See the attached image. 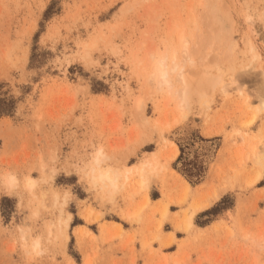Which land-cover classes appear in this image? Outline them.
<instances>
[{
	"label": "rangeland",
	"instance_id": "1",
	"mask_svg": "<svg viewBox=\"0 0 264 264\" xmlns=\"http://www.w3.org/2000/svg\"><path fill=\"white\" fill-rule=\"evenodd\" d=\"M263 80L264 0H0V264H83L78 226L93 264L126 207L150 264H264Z\"/></svg>",
	"mask_w": 264,
	"mask_h": 264
},
{
	"label": "crops",
	"instance_id": "2",
	"mask_svg": "<svg viewBox=\"0 0 264 264\" xmlns=\"http://www.w3.org/2000/svg\"><path fill=\"white\" fill-rule=\"evenodd\" d=\"M121 214L126 215V218H123ZM119 215L121 216V218H123V220L128 222L127 228L122 227L120 229H117V227H108L107 229H110L111 232L120 230L119 236L116 235L115 237L114 235L111 236L108 231V234L105 233L106 237L111 236L112 238L111 242H109L110 244L108 245H113L116 243L117 249H115L114 245L109 246V250L105 252V258L93 259V264H150L149 257L146 253V244L151 239H153V237L147 232V230L149 229L148 224L143 221L138 222V218L136 215H134V211H132L128 207L122 209ZM84 219L86 221H90L88 215L84 216ZM82 227L83 226L77 227L78 234L76 235V244L79 250L82 252L83 264H85L84 262L86 260H88L89 264H92L89 259V257L91 256L86 249V246L81 242V237L78 238L79 232H81ZM113 251H119V253L113 254Z\"/></svg>",
	"mask_w": 264,
	"mask_h": 264
},
{
	"label": "clouds",
	"instance_id": "3",
	"mask_svg": "<svg viewBox=\"0 0 264 264\" xmlns=\"http://www.w3.org/2000/svg\"><path fill=\"white\" fill-rule=\"evenodd\" d=\"M179 71L180 69L178 66L173 65L172 67H169L166 60H160L157 62L155 68L156 74H158L160 80L164 83L168 81L170 73H176ZM104 159L105 157L103 156L102 150L93 152V167L89 170L86 165L84 167V173L89 181L90 187L96 189L101 195L105 196L106 199L110 200L112 190L117 186L120 174L111 168H105L103 166L104 164L101 163ZM20 239L21 241L25 240V236L22 235ZM32 250H36L35 246H33Z\"/></svg>",
	"mask_w": 264,
	"mask_h": 264
},
{
	"label": "bare ground",
	"instance_id": "4",
	"mask_svg": "<svg viewBox=\"0 0 264 264\" xmlns=\"http://www.w3.org/2000/svg\"><path fill=\"white\" fill-rule=\"evenodd\" d=\"M209 1H211V0H209ZM207 2H208V0H207ZM205 3H206V1H205ZM209 3H207V5H208ZM197 72V71H196ZM199 72V71H198ZM197 72V73H198ZM183 73V72H182ZM187 72H185V75L183 74V77H184V79H183V77L181 78V80H179V81H182V82H184L185 84L184 85H186V86H182V87H184V89H182V95L184 94V96H183V98L184 99H186V98H188V95L190 94L189 92H191V93H193V90H194V92H196V91H199V90H201V88H203L204 86V88L203 89H205L206 88V86L208 87V84H211L212 85V83L210 82V80L209 79H207L206 78V75L204 74V73H201V74H199L198 75V78L197 77H195L197 74L195 73V72H192V74H194L195 73V75H194V77H195V79L197 78V81L195 82V83H197V84H194V87H192L191 86V84H193V82L195 81V79L194 80H192V78H190V77H192V74H190L191 72H189L188 74H190V76H188V74H186ZM200 73V72H199ZM178 74H180L181 75V73H178ZM157 76H158V74H156ZM179 76V75H178ZM187 76V77H186ZM190 78L191 80L190 81H188V80H186L185 78ZM178 78H180V76L178 77ZM188 78V79H189ZM160 79V78H159ZM161 81V80H160ZM264 81V80H263ZM181 82V84H183ZM210 85V87H212ZM189 86V87H188ZM191 86V87H190ZM195 86L196 87H198V88H196V89H194L195 88ZM201 86V87H200ZM189 88V89H188ZM193 88V89H192ZM198 89V90H197ZM212 89V88H211ZM189 90V91H188ZM196 90V91H195ZM183 91H184V93H183ZM188 91V92H187ZM202 91H205V90H202ZM189 93V94H188ZM187 96V97H186ZM183 100V99H182ZM187 100V99H186ZM118 191V186H116L113 190H112V195L115 193V192H117ZM112 195H111V197H110V199L112 198ZM108 200V199H107ZM189 227V224H187L186 226H185V228L187 229Z\"/></svg>",
	"mask_w": 264,
	"mask_h": 264
},
{
	"label": "trees",
	"instance_id": "5",
	"mask_svg": "<svg viewBox=\"0 0 264 264\" xmlns=\"http://www.w3.org/2000/svg\"><path fill=\"white\" fill-rule=\"evenodd\" d=\"M13 107V101L12 99H0V116L3 114L10 113L11 109Z\"/></svg>",
	"mask_w": 264,
	"mask_h": 264
}]
</instances>
